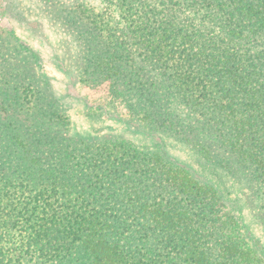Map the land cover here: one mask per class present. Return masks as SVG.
<instances>
[{
    "label": "trees",
    "instance_id": "trees-1",
    "mask_svg": "<svg viewBox=\"0 0 264 264\" xmlns=\"http://www.w3.org/2000/svg\"><path fill=\"white\" fill-rule=\"evenodd\" d=\"M31 2L87 118L151 143L74 130L0 30V264H264V0Z\"/></svg>",
    "mask_w": 264,
    "mask_h": 264
},
{
    "label": "rangeland",
    "instance_id": "rangeland-1",
    "mask_svg": "<svg viewBox=\"0 0 264 264\" xmlns=\"http://www.w3.org/2000/svg\"><path fill=\"white\" fill-rule=\"evenodd\" d=\"M31 0H0V30L14 31L15 35L26 45L37 51L43 60L44 69L51 78L53 89L57 94L64 97L68 107V115L71 119L73 129L81 134L107 133L106 128L114 135L121 136L137 146L150 144L151 140L137 133L124 120L98 121L87 118L88 110L83 102L84 89L81 86L73 89L69 87L67 78L55 68V57L62 50L63 36L52 26L50 20L35 8ZM90 103L97 104L98 101ZM120 108V105H118ZM124 116L125 113L121 111ZM244 223L264 243V230L245 211L243 213Z\"/></svg>",
    "mask_w": 264,
    "mask_h": 264
}]
</instances>
